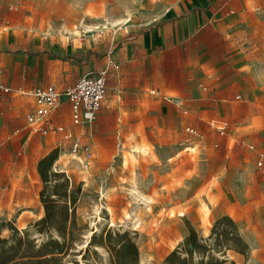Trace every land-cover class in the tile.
Wrapping results in <instances>:
<instances>
[{
  "label": "rangeland",
  "instance_id": "obj_1",
  "mask_svg": "<svg viewBox=\"0 0 264 264\" xmlns=\"http://www.w3.org/2000/svg\"><path fill=\"white\" fill-rule=\"evenodd\" d=\"M173 1L0 0V39L5 45L0 53L14 51L23 41L37 67L38 84L64 89L81 73L94 71L103 51L114 52L111 39L122 35L121 27L153 23ZM221 23L234 25L235 33L229 44L230 68L220 80L229 96L215 105L214 113V101H199L197 94L190 97L202 109L184 114L164 99L140 97L125 87L119 93L116 83H110L91 125H71L64 100L52 112L47 133H32L17 118L19 133L0 150L1 237L7 245L22 232L36 245L48 240L64 243L61 259L51 264H113V249L124 240L135 243L136 264H170L166 259L173 251L176 260L187 257L189 264H264V168L256 167L264 152V0L247 1L239 17ZM103 25L108 28H83ZM43 32L51 34L47 43ZM193 82L205 91V82ZM162 105L174 113L161 111ZM221 120L231 126L227 137L209 128V122L218 125ZM59 124L79 137L82 146H90L88 170L69 153L62 135L50 131ZM187 125L198 135L185 132ZM13 129L0 125V139ZM244 136L257 148L227 149L228 143ZM136 147L141 151L134 152ZM51 152L56 159L45 183L38 162ZM65 179L72 202L51 195L54 185ZM135 192L149 200L137 198ZM46 197L67 204L63 236L53 227L38 232L36 222L45 214ZM191 229L198 248L187 255ZM25 248L23 244L20 249Z\"/></svg>",
  "mask_w": 264,
  "mask_h": 264
},
{
  "label": "crops",
  "instance_id": "obj_2",
  "mask_svg": "<svg viewBox=\"0 0 264 264\" xmlns=\"http://www.w3.org/2000/svg\"><path fill=\"white\" fill-rule=\"evenodd\" d=\"M247 1L249 0H175L155 22L121 27V33H118L122 35H117L118 37L114 35L111 39L112 44L114 43V52L103 51L104 57L92 72L105 71L107 85L116 83L115 88L119 89L117 90L119 93L125 87L127 90L131 89L134 94L138 93L140 97L149 95L160 99H163L162 96L181 98L185 101L188 112L202 109V106L200 104L197 106L194 103L196 100L190 96L199 95V98H196L199 101L212 99L214 105L211 109L214 113L215 105L226 101L229 96V88L220 80L227 76L223 72L230 68L229 44L232 42L231 28L234 25H222L221 21L224 20V23L228 24L236 16L239 17ZM47 42L46 40L45 43ZM4 46L0 39V47ZM33 46L36 51L40 50L38 45ZM26 50L24 42L19 41L14 51L0 53V82L12 89L28 90L36 85H46L38 84L41 81L37 75V67L25 53ZM110 60L118 65L117 69L111 65ZM85 73H88V70L79 77ZM193 79L205 82L203 93L198 87L199 84L195 87ZM151 89L157 91L158 96L151 94ZM135 105V109H139L140 103ZM32 106L33 99L28 95L0 91V125L4 130L15 126L11 133L0 139L2 142L0 150L19 133H14L15 130L20 131L16 127L20 121L17 118L21 117L26 127L25 116L31 111ZM160 109L174 113V110L165 105ZM208 124L210 129L216 130L211 125H217L213 122ZM230 128L229 124L224 137L229 135ZM30 132L33 133L31 130ZM8 136L10 139L6 140ZM237 140L254 144L253 140L246 136L239 137L227 144L229 151L248 150L233 149V144Z\"/></svg>",
  "mask_w": 264,
  "mask_h": 264
},
{
  "label": "built area",
  "instance_id": "obj_3",
  "mask_svg": "<svg viewBox=\"0 0 264 264\" xmlns=\"http://www.w3.org/2000/svg\"><path fill=\"white\" fill-rule=\"evenodd\" d=\"M2 30H0V33ZM50 32H43L41 36L44 41L50 37ZM111 65L117 69L118 65L110 60ZM107 73L105 71L88 72L80 77L71 85L64 89H59L54 84L36 85L28 90L22 88L12 89L0 82V91L3 93H16L21 95H28L33 99V106L30 112L25 116L26 127L33 132L47 133V126L50 122L51 114L61 103L66 101L69 105L70 121L71 125H91L97 120L98 113L104 104L108 93L107 85ZM150 93L158 96L157 91L150 90ZM162 98L176 107L181 109L183 113H187L185 101L177 97L162 96ZM238 99V96H236ZM216 129L219 136L224 137L227 134L229 123L228 121H221L217 126L211 125ZM185 132L190 135H198L196 128L192 126H185ZM52 133L58 132L62 135V139L67 142L69 153L78 161L84 170H88L90 165V159L92 157L91 149L89 145H81L79 137L73 136L72 132L67 126L62 124L54 126L50 130ZM19 130H15L14 133H18ZM10 136L6 138L9 140ZM2 142H0V147ZM245 148L248 150L256 149L253 143H248L243 140H237L233 144V149L238 150ZM257 168H264V152L259 154L256 161ZM56 171L55 168H53ZM66 174V170H60ZM69 178V177H68Z\"/></svg>",
  "mask_w": 264,
  "mask_h": 264
},
{
  "label": "trees",
  "instance_id": "obj_4",
  "mask_svg": "<svg viewBox=\"0 0 264 264\" xmlns=\"http://www.w3.org/2000/svg\"><path fill=\"white\" fill-rule=\"evenodd\" d=\"M56 159L55 152H51L38 162V172L42 180L48 182V172L52 166V163ZM57 172V171H54ZM64 174V172H61ZM66 176V175H65ZM68 179V177L66 176ZM67 179L62 183L54 185L55 191L51 195L57 196L63 200L68 198L72 202L70 190L67 191ZM62 188L61 191L57 189ZM44 190L41 192V197H44ZM59 199H46L43 198L42 202L44 205L45 214L37 222L39 226L38 232L42 233L45 228L53 227L60 236H63V230L65 223L69 217L68 208L66 203H59ZM65 201V200H64ZM55 209V210H54ZM60 218L59 221H55ZM4 224L0 222V264H51L52 261L60 260V254L64 253V243L53 242L48 240L43 244L36 245L33 240H28L24 232L20 236H15L12 244L7 245L8 240L1 237V231ZM14 232L16 229L12 228ZM93 241V236L87 243L90 245ZM186 242L189 243L192 248H184L187 255H191L193 248H198L196 232L191 229L189 236L186 238ZM26 245V248L21 250V245ZM54 248L48 249L52 246ZM114 250L113 264H136L138 249L135 243L131 240H124L119 242ZM177 254L173 251L170 256L167 257L166 261L170 264H189L188 258L183 257L182 259L176 260L174 256Z\"/></svg>",
  "mask_w": 264,
  "mask_h": 264
},
{
  "label": "bare ground",
  "instance_id": "obj_5",
  "mask_svg": "<svg viewBox=\"0 0 264 264\" xmlns=\"http://www.w3.org/2000/svg\"><path fill=\"white\" fill-rule=\"evenodd\" d=\"M126 20H124L123 22H125ZM130 21V20H129ZM83 28H84V30H86L87 32H92V31H94L95 29H106V28H108L107 26H105V25H103V26H101V28L100 27H95V28H92V27H90V26H83ZM138 151H141V149H139V148H137L136 147V150L134 151V152H138ZM144 151V150H143ZM142 151V152H143ZM135 196L137 197V198H139V199H145V200H149V199H147V198H145V197H143L140 193H138V192H135ZM144 201V200H143Z\"/></svg>",
  "mask_w": 264,
  "mask_h": 264
}]
</instances>
